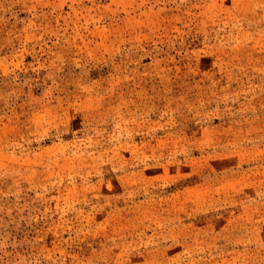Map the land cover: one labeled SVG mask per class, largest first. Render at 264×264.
Instances as JSON below:
<instances>
[{"label":"rangeland","instance_id":"obj_1","mask_svg":"<svg viewBox=\"0 0 264 264\" xmlns=\"http://www.w3.org/2000/svg\"><path fill=\"white\" fill-rule=\"evenodd\" d=\"M0 264H264V0H0Z\"/></svg>","mask_w":264,"mask_h":264}]
</instances>
